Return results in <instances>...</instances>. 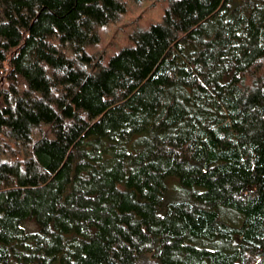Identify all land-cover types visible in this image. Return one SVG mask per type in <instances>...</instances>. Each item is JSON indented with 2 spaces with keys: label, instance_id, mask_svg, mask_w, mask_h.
<instances>
[{
  "label": "trees",
  "instance_id": "16d2710c",
  "mask_svg": "<svg viewBox=\"0 0 264 264\" xmlns=\"http://www.w3.org/2000/svg\"><path fill=\"white\" fill-rule=\"evenodd\" d=\"M146 1L0 0V264H264V0Z\"/></svg>",
  "mask_w": 264,
  "mask_h": 264
},
{
  "label": "rangeland",
  "instance_id": "374dc122",
  "mask_svg": "<svg viewBox=\"0 0 264 264\" xmlns=\"http://www.w3.org/2000/svg\"><path fill=\"white\" fill-rule=\"evenodd\" d=\"M167 5V0L128 3L126 14L121 15L115 22L101 30V42L91 49V54L95 58L102 56L105 62L120 48L130 45V36L134 31L147 29L153 23L160 22ZM11 146L16 151L20 150L15 143H12ZM143 264H156V262L151 256H146L143 259Z\"/></svg>",
  "mask_w": 264,
  "mask_h": 264
}]
</instances>
